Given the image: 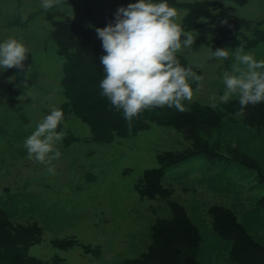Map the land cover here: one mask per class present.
I'll return each instance as SVG.
<instances>
[{"label":"rangeland","instance_id":"1","mask_svg":"<svg viewBox=\"0 0 264 264\" xmlns=\"http://www.w3.org/2000/svg\"><path fill=\"white\" fill-rule=\"evenodd\" d=\"M212 1L221 2L223 10L233 15L264 20V0H249L245 5L234 0ZM41 3L0 0V42L14 37L28 49L23 72L0 68V207L11 220L37 221L42 226L43 239L30 248L32 255L42 259L60 255L69 264H119L145 251L151 242L150 227L158 217L171 216L167 201L138 193L136 184L141 175L147 168L160 166L161 151L182 149L191 141L174 126L155 123L138 134L117 137L109 143L94 141L88 125L70 114L66 126L83 139L68 146L63 138L56 142L55 148L61 153L52 161L56 174H49L46 165L30 160L25 139L46 111L66 101L61 89L63 58L48 38L52 25L47 11L69 14L88 24L90 18L84 15L87 8H92L103 22L105 13L122 6L121 0H61L45 10ZM175 9L179 24L186 10ZM197 32L208 38L216 34L210 24ZM218 47L214 42L182 47L181 52L201 68L203 77L188 102H219L225 90L223 74L231 71L235 60L232 54L227 60L209 59ZM245 53L257 61L264 60V42ZM214 139H219L224 149L238 148L264 165V130L252 131L226 120ZM165 175V184L175 189L172 197L186 206L200 227L203 240L199 258L203 264H234L231 242L220 238L212 225L209 206L214 203L233 209L241 223L264 244V206L259 203L264 184L252 168L237 160L210 162L198 155L168 166ZM73 236L83 243L101 244V256L87 254L80 245L66 250L52 242Z\"/></svg>","mask_w":264,"mask_h":264},{"label":"trees","instance_id":"2","mask_svg":"<svg viewBox=\"0 0 264 264\" xmlns=\"http://www.w3.org/2000/svg\"><path fill=\"white\" fill-rule=\"evenodd\" d=\"M122 6L136 0H121ZM245 5L249 0H234ZM160 2V0H154ZM174 8L186 10L179 23L184 31H190L195 44L214 42L219 47L234 52L243 46L249 52L264 42V20H253L248 17L233 15L223 10L221 2L212 0L180 1L167 0ZM116 7L105 13L100 22L97 13L87 8L84 15L90 22L73 18L69 14L47 11L50 21V40L56 51L63 58L62 88L66 101L59 109L64 119L57 131L63 130L66 146L81 141L65 124L68 116H78L91 131V140L109 143L117 137H129L142 130L149 129L151 123L171 126L184 133L191 141L190 145L167 150L158 154L159 167L145 169L136 184V190L143 197L162 198L167 201L171 216L158 217L151 228V242L139 256L126 258L119 264H203L199 258L203 235L200 227L192 219L185 205L172 196L175 189L164 182L168 166L181 163L189 158L203 155L210 162L219 159L238 160L257 173L260 183L264 184V165L253 156L238 148H223L219 139L214 137L221 133L226 120L237 122L249 130H264V102L255 106L249 105L243 117L235 116L239 108L238 97L230 99L227 104L218 102L216 107L201 101H185L183 113L174 108H157L144 111L139 118L132 121L131 130L123 117L122 111L111 106L107 98L100 95L99 81L103 77L100 56L103 53L96 27H104L114 20ZM63 14V15H62ZM59 16V17H58ZM226 21V23H225ZM92 22L97 24L92 26ZM205 24L214 26L216 34L208 38L198 33ZM183 40L184 37L182 36ZM232 54V53H230ZM181 64L192 66L197 75L202 74L195 62L181 51L177 53ZM230 56V55H229ZM192 89H197V82L189 80ZM50 111H46V115ZM252 165V166H251ZM264 206V195L259 200ZM212 225L220 238L231 242L230 256L234 264H264V244L252 235L241 223L233 209L223 204L209 206ZM43 228L37 222H17L11 220L8 213L0 207V264H69L66 258L55 255L42 259L30 253V248L43 239ZM53 244L70 249L75 245L84 251L100 257L102 246L83 243L77 237L56 238Z\"/></svg>","mask_w":264,"mask_h":264},{"label":"clouds","instance_id":"3","mask_svg":"<svg viewBox=\"0 0 264 264\" xmlns=\"http://www.w3.org/2000/svg\"><path fill=\"white\" fill-rule=\"evenodd\" d=\"M60 3L61 0H42L41 7L48 10ZM176 16V9L167 0H136L118 7L113 21L94 29L104 53L100 56V95L122 111L129 130L133 119L144 111L167 107L183 113L184 102L193 97L189 80L197 82L199 90L203 77L192 66L182 65L177 56L182 47H191L195 39L176 22ZM27 53L20 40L5 39L0 42V68L23 72ZM229 55L228 48L218 47L211 51L209 59L227 60ZM232 55L235 63L230 72L223 74L225 90L219 102L227 104L236 95L239 108L235 116L243 117L249 105L264 102V60L257 61L245 53L242 45ZM63 119L62 109L53 107L24 141L28 158L46 165L52 175L56 174L52 161L61 155L55 144L66 135L63 130L57 131Z\"/></svg>","mask_w":264,"mask_h":264},{"label":"bare ground","instance_id":"4","mask_svg":"<svg viewBox=\"0 0 264 264\" xmlns=\"http://www.w3.org/2000/svg\"><path fill=\"white\" fill-rule=\"evenodd\" d=\"M238 161V160H237ZM252 166V165H251ZM253 168V167H252ZM254 169V168H253Z\"/></svg>","mask_w":264,"mask_h":264}]
</instances>
